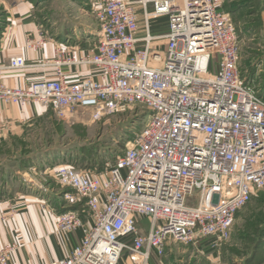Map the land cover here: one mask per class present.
I'll return each mask as SVG.
<instances>
[{
  "label": "built area",
  "instance_id": "obj_1",
  "mask_svg": "<svg viewBox=\"0 0 264 264\" xmlns=\"http://www.w3.org/2000/svg\"><path fill=\"white\" fill-rule=\"evenodd\" d=\"M97 4L94 43L87 49L58 44L53 60L41 63L55 67L54 79L27 89L0 83V100L39 102L61 120L79 109L93 121L140 107L148 116L107 171L54 167L60 185L74 191L65 199L82 202L88 219L75 209L58 215V231L81 228L83 240L49 264H151L154 256L162 262L173 243L202 239L218 249L237 213L264 189V94L257 82L264 67L253 74L242 67L238 31L217 0ZM162 17L168 32L152 35L151 22ZM28 66L24 56L13 55L0 63V75ZM78 67L93 68L100 78L67 80V70ZM145 218L148 227L140 225ZM17 247L0 249V264Z\"/></svg>",
  "mask_w": 264,
  "mask_h": 264
},
{
  "label": "crops",
  "instance_id": "obj_2",
  "mask_svg": "<svg viewBox=\"0 0 264 264\" xmlns=\"http://www.w3.org/2000/svg\"><path fill=\"white\" fill-rule=\"evenodd\" d=\"M42 1L50 7L49 12L43 14V21L39 12ZM64 7L73 11L74 14L69 16L72 21H67L66 16L60 20L59 14ZM98 8L97 0H0V63L7 64L11 56L22 55L29 65L23 69L5 70L0 75V83L27 89L34 82L54 79L55 67L41 63L53 60L58 44L81 49L90 47L99 32ZM138 17L139 23L143 20V33L140 25L137 36L142 38L146 34L144 19L141 13ZM42 38L47 42L36 47L35 43ZM139 45L143 46L144 42ZM84 75L100 78L90 67L67 70L69 81ZM0 112V249L12 244L18 246L8 264H49L69 256L82 243L83 231L81 228L68 232L57 229L58 215L70 205L64 197L67 191L64 187H46L38 182L41 181L38 177L21 170L19 159L16 163L10 161L20 156L14 153L15 146L22 151L23 144L27 146L28 129L51 120L55 125L59 122L64 126L79 115L74 113L69 119L61 120L42 103L14 104L2 100ZM56 166L49 164L47 171L56 175ZM36 167L33 164L28 170L32 169L35 174L38 169L33 168ZM15 175L18 177L16 182L13 181Z\"/></svg>",
  "mask_w": 264,
  "mask_h": 264
},
{
  "label": "rangeland",
  "instance_id": "obj_3",
  "mask_svg": "<svg viewBox=\"0 0 264 264\" xmlns=\"http://www.w3.org/2000/svg\"><path fill=\"white\" fill-rule=\"evenodd\" d=\"M217 1L226 11L231 10V18L241 43L240 61L242 67L249 68L255 73L259 66L264 67V0ZM40 4L39 12L43 21L44 12H49L50 7H46L44 1ZM72 14H74L72 10H67V7H64L59 18L62 20L66 16L67 21H69L68 19L72 21L69 17ZM72 19L76 21L74 18ZM140 25L142 26L140 30L143 33V20ZM160 29L152 31V35L167 33V28L160 27ZM161 42L164 44L165 40ZM257 82L264 94V73ZM77 114L78 118L73 122L64 123L65 127L59 122L55 125L54 120L50 119L51 121L43 122L26 132L27 142L24 141L27 146L23 144L22 148L27 150L28 154L26 155L34 156L38 170L34 174L32 169L28 170L31 166H20L21 170L31 173L32 177L33 175L38 177L41 180L38 182L46 187L61 188L57 174L54 175L47 171L49 167L46 166L49 164H51L50 167H53L70 163V159L75 157L74 164L78 165L76 158H82V160L80 159L81 164L86 167L84 166L85 158L81 154L82 147L88 148L89 145H97L102 156L111 154V152L115 154V150L121 145L120 141L123 142L129 129L134 131L137 128L142 129L148 122V116L141 107L122 115H108L99 121H93L90 111L85 109H79ZM55 121L57 120L55 119ZM15 148L14 153H18L20 156L15 161L10 157L8 160L16 163L24 155L21 149L16 146ZM93 169L92 171L98 174L107 171V167L102 170L100 167ZM13 181H18L16 175L13 176ZM64 188L67 190L66 192H74L71 188ZM82 205L78 201L70 202L67 210L77 209L81 217L87 219V207ZM140 225L148 227V219H143ZM161 260L162 262L154 256L151 264H264V189L260 190L237 213L230 237L218 249H203L199 243L194 245L173 243Z\"/></svg>",
  "mask_w": 264,
  "mask_h": 264
},
{
  "label": "trees",
  "instance_id": "obj_4",
  "mask_svg": "<svg viewBox=\"0 0 264 264\" xmlns=\"http://www.w3.org/2000/svg\"><path fill=\"white\" fill-rule=\"evenodd\" d=\"M219 9L225 10L221 6H219ZM230 11L227 10V12L231 13ZM167 20H168L167 17H162V18H159V19H157L155 21H152L151 22V30L155 32L157 30H161L160 27L161 28H168ZM252 74H253V72H252ZM128 128H130V127H128ZM140 129L141 128H137L136 131H134L133 129H129V131L126 134L127 135L126 138H123V142L120 141L121 145L117 148V150H115V154L111 152V154L109 153L107 155L102 156L101 153L98 150L99 146H97V145H94V146L89 145L88 148L87 147H82V152H81V154L85 158V160H84V164L85 165L84 166H86V167H83V165L81 164L82 158H80L81 160L76 158V162L78 163V165L73 163L75 161V157L71 158L70 159V164H72L73 166H75V167H77L79 169L85 170L87 172L89 171L90 174H98V173H94L95 171H92V169L95 168V167H97V169H98V167H100V170H102V169L108 167V163L109 162H111L112 164L115 163L118 155H121V154H123L125 152V148L127 146V142H129L132 139H134L136 134L140 131ZM26 151L27 150H24L22 152V154L24 156H22V158L20 159V166L29 167V166H32L33 164H35V161H34V156L26 155V154H28V152H26ZM79 160H80V163L78 162ZM55 161H56V159H55ZM51 163L53 164L52 161H51ZM93 170H95V169H93ZM211 241H212V239H202V240H200L199 241L200 247L203 248V249H207V250L208 249L214 250V247L212 246ZM120 264H122V262Z\"/></svg>",
  "mask_w": 264,
  "mask_h": 264
}]
</instances>
